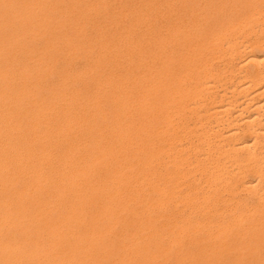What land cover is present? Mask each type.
I'll list each match as a JSON object with an SVG mask.
<instances>
[{"label":"bare ground","instance_id":"obj_1","mask_svg":"<svg viewBox=\"0 0 264 264\" xmlns=\"http://www.w3.org/2000/svg\"><path fill=\"white\" fill-rule=\"evenodd\" d=\"M0 264H264V0H0Z\"/></svg>","mask_w":264,"mask_h":264},{"label":"rangeland","instance_id":"obj_2","mask_svg":"<svg viewBox=\"0 0 264 264\" xmlns=\"http://www.w3.org/2000/svg\"><path fill=\"white\" fill-rule=\"evenodd\" d=\"M83 62H84V61H82V62L80 61V63L78 62L76 65L78 66L79 64H81V63H83ZM77 85H80V86H78V87H81V84H77ZM252 177H253V176H250V178H252ZM242 193H243V192H242ZM244 193H245V194H244ZM244 193H243L244 196L241 194L242 198H244V197L246 196L245 198H249V199H250L251 195H250V194H247L246 192H244Z\"/></svg>","mask_w":264,"mask_h":264}]
</instances>
